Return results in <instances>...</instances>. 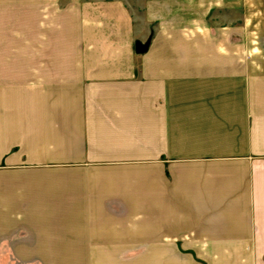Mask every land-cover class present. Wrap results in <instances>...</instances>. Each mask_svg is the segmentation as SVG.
Wrapping results in <instances>:
<instances>
[{
  "label": "crops",
  "instance_id": "crops-1",
  "mask_svg": "<svg viewBox=\"0 0 264 264\" xmlns=\"http://www.w3.org/2000/svg\"><path fill=\"white\" fill-rule=\"evenodd\" d=\"M261 46L264 0H0V264H264Z\"/></svg>",
  "mask_w": 264,
  "mask_h": 264
},
{
  "label": "rangeland",
  "instance_id": "rangeland-1",
  "mask_svg": "<svg viewBox=\"0 0 264 264\" xmlns=\"http://www.w3.org/2000/svg\"><path fill=\"white\" fill-rule=\"evenodd\" d=\"M256 47L253 46L248 52H255ZM260 51L264 52V47H260ZM119 257L121 255H118ZM81 255L70 254H24V264H81Z\"/></svg>",
  "mask_w": 264,
  "mask_h": 264
},
{
  "label": "water",
  "instance_id": "water-1",
  "mask_svg": "<svg viewBox=\"0 0 264 264\" xmlns=\"http://www.w3.org/2000/svg\"><path fill=\"white\" fill-rule=\"evenodd\" d=\"M148 44H149L148 42H146L144 44H142L140 42H137L135 44V52L138 53V54H141V53L145 52L146 49L148 48Z\"/></svg>",
  "mask_w": 264,
  "mask_h": 264
}]
</instances>
